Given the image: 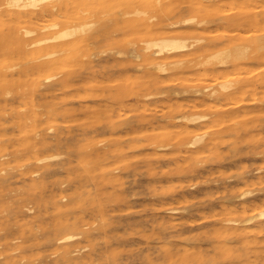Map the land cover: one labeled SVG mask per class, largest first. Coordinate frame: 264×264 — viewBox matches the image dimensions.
<instances>
[{
  "label": "rangeland",
  "instance_id": "obj_1",
  "mask_svg": "<svg viewBox=\"0 0 264 264\" xmlns=\"http://www.w3.org/2000/svg\"><path fill=\"white\" fill-rule=\"evenodd\" d=\"M111 1L115 4L105 0L107 9L87 7L85 21L94 26L76 37L81 43L74 39L69 47L61 48V41L29 46L28 38L12 36L10 20H0V38L6 43L0 49L5 75L0 82V144L7 147L1 160L24 150L36 160L57 156L35 161L31 172L36 173L30 177L16 170L0 172V264H264V243L215 238L226 225L222 221L235 216L230 211L247 205L245 218L264 211V50L239 66L220 63L233 59L232 46L238 50L258 40L264 43V0H144L150 6L146 29L132 13L123 15L135 0ZM47 4L61 0L29 9L36 12ZM57 11L53 14L58 17L46 14L26 23L34 34L80 25L74 15L81 17V11ZM49 18L55 21L49 23ZM176 21L181 25L173 26ZM168 36L185 39L187 49L167 59V54L148 56L155 50L146 52L145 42ZM207 44L211 46L205 48ZM227 49L233 56L212 59ZM51 53L57 55L48 57ZM50 60L53 67L44 68ZM175 63L181 65L171 68ZM156 64L168 70L162 73ZM58 72L57 80L69 81L50 85L46 77ZM229 72L234 75L227 79ZM178 76L187 81L176 80ZM101 79L114 82L98 85ZM210 79L213 83H203ZM225 82L231 99L221 87ZM212 90L218 96L211 97ZM209 101L214 102L212 109ZM194 115L206 118L189 122ZM195 135H204L196 148L190 145ZM31 138L38 142L37 149L20 147L23 139ZM42 141L47 144L42 146ZM210 143L214 147H207ZM247 191L252 196L236 198ZM263 221L257 217L255 225ZM67 234H79L76 249L87 246L83 253L67 254L72 246L57 241ZM91 251V259L83 257Z\"/></svg>",
  "mask_w": 264,
  "mask_h": 264
},
{
  "label": "bare ground",
  "instance_id": "obj_2",
  "mask_svg": "<svg viewBox=\"0 0 264 264\" xmlns=\"http://www.w3.org/2000/svg\"><path fill=\"white\" fill-rule=\"evenodd\" d=\"M44 1H47V0H0V20H2L3 21V19L5 20V18L6 19H8V20H10L13 24H14V28H13V31H12V36L13 37H15V38H23V40H24V38H28V39H26L25 41H26V44L27 45H39V44H43V43H46V42H49V41H61V44L60 45H62L61 46V48L62 47H65V46H67L69 43H71L72 41H74V39H75V42H76V37L77 36H81L82 35V37H83V35H85V34H88V33H90L91 32V28L94 26V23L93 22H88V21H85V20H87V16H86V14H85V12H87L86 11V9H87V7L89 6H91L90 8H94V9H96L97 10V8L98 9H101V8H103L104 7V5H105V7L103 8V9H107V7H108V5H107V3H105V0H61V4H57V5H54V4H47V5H44L39 11H36V12H32V11H30V9L29 8H35V7H37L38 6V4L39 3H41V2H44ZM110 2L112 3V4H115L114 3V1H111L110 0ZM117 2V1H116ZM159 2V1H158ZM228 4H230L228 1H226ZM255 2H257V1H255ZM108 3H109V1H108ZM226 3V4H227ZM228 4H227V6H228ZM238 5H239V2L237 3ZM252 4V3H251ZM259 4V3H258ZM258 4L256 3H254V5H256V6H258ZM196 5V4H195ZM225 5V4H224ZM223 5V6H224ZM230 5H232V4H230ZM238 5H236V7L238 8L239 6ZM247 5V4H246ZM261 5V7H262V9L264 8L263 6L264 5H262V4H260ZM259 5V6H260ZM107 6V7H106ZM199 6H201V5H199ZM214 6V5H213ZM226 6V7H227ZM149 5H148V3L146 2V1H144V0H135V2H134V7H132V8H129V7H127V9H125L124 11H123V15L125 16V17H127L129 14H133V17H135L136 18V20L137 21H139L138 23L140 24V25H142L143 26V28L144 29H146V28H148V24H147V22H149L147 19H145L146 18V16H147V10L149 9ZM225 7V8H226ZM233 7V6H232ZM235 6H234V8H236ZM245 7V6H244ZM119 8V7H118ZM204 8H207V7H204ZM219 8V7H218ZM224 8V9H225ZM230 8H231V6H230ZM241 8V7H240ZM251 8H252V6H251ZM255 7L253 6V9H254ZM259 8V7H258ZM67 9H71L72 11L74 10V11H76L75 13H77L78 14V10L79 11H81L83 14L81 15V17H78L77 18V16L76 15H74V18H76V20L78 21V19L80 20V25L79 26H71V27H64V28H61V29H59L58 31H56V32H39V33H37V34H34V31L33 30H31L30 29V26H29V24L28 23H26V21H31V19L32 18H34V17H43L44 15H46V14H50V15H52L53 13H54V11L56 12L57 10H60V12H62L63 13V10H67ZM132 9V10H131ZM207 9H209V7L207 8ZM210 9H212V7L210 8ZM221 9V8H220ZM222 10V11H225V10ZM243 9V8H242ZM247 9V8H246ZM256 9V8H255ZM260 9V8H259ZM92 10V9H91ZM131 10V11H130ZM232 10V9H231ZM236 10H238V9H236ZM245 10V9H244ZM73 11V12H74ZM66 13H67V11H65ZM104 12V11H103ZM106 12V11H105ZM57 13H58V11H57ZM70 13V12H69ZM74 13V14H75ZM223 13V12H222ZM226 13V12H225ZM56 14V13H55ZM55 14H53L51 17L53 18V17H55V16H57V15H55ZM101 14V13H100ZM185 14H186V12H185ZM35 15V16H34ZM70 15V14H69ZM79 15V14H78ZM66 16V15H65ZM64 16V17H65ZM93 16V15H92ZM46 17V16H45ZM58 17V16H57ZM61 17V16H60ZM68 17V16H67ZM46 18H48V17H46ZM71 18V17H70ZM93 18V17H92ZM155 18V16H152V18H150V20L151 19H154ZM39 19V18H38ZM50 19V20H49ZM49 19H47V20H49L48 22L50 23V21L52 20V21H55V19L53 20V19H51V18H49ZM66 19V18H65ZM68 19V18H67ZM66 19V20H67ZM73 20V19H72ZM101 20V19H100ZM193 20V19H192ZM6 21V20H5ZM34 21V20H33ZM52 21H51V23H52ZM191 20H186L185 22H183V24H187V23H189ZM203 21V20H202ZM37 22V21H36ZM45 22H46V20L44 21V24H45ZM48 22H46V23H48ZM70 23V22H69ZM33 24V23H32ZM40 24H41V21H40ZM51 25V24H50ZM49 25V26H50ZM172 25L173 26H175V27H177V26H179V25H181V22L180 21H176V22H173L172 23ZM38 26V25H37ZM40 27H41V25H39ZM57 25L56 24H53L52 25V27H56ZM243 26V25H242ZM5 28V27H4ZM51 28V27H50ZM214 28H215V26H214ZM216 28H217V26H216ZM242 28V30L244 29L243 27H241ZM254 28V27H253ZM41 29V28H40ZM105 28H101V30H104ZM199 29V28H198ZM245 29H246V27H245ZM43 30V29H42ZM186 30V29H185ZM189 30V29H188ZM187 30V31H188ZM222 30V29H221ZM229 30V29H228ZM236 30V29H235ZM247 30H248V26H247ZM249 30H251V29H249ZM253 30V29H252ZM255 30V29H254ZM259 30H261L260 28H259ZM148 31V30H147ZM174 31V30H173ZM173 31H170L169 30V33H171V32H173ZM190 32H191V29L189 30ZM198 31H200V30H198ZM206 31H207V29H206ZM205 31V32H206ZM211 31V30H210ZM218 31V30H217ZM217 31H213V32H216L215 34H217ZM226 30H222V32H225ZM238 31H239V29H238ZM218 32H221V31H218ZM228 32H230L231 33V35H232V33H233V31L232 30H230V31H226V33H228ZM241 32V31H240ZM250 32V31H249ZM249 32L247 33V34H249ZM257 32V31H256ZM258 32H260V31H258ZM257 32V33H258ZM262 32V31H261ZM125 33V32H124ZM136 33V34H135ZM134 34L135 35H139V34H137V32H135ZM140 33V32H139ZM155 33H156V31H155ZM174 33V32H173ZM201 33V32H200ZM211 33H212V31H211ZM229 33V34H230ZM242 33V32H241ZM246 33V32H245ZM244 32L242 33V34H245ZM252 33H255V32H252ZM134 34H132V35H134ZM149 34H152L151 32H149ZM214 34V33H213ZM234 34V33H233ZM238 34V36H240V34L239 33H237ZM241 34V35H242ZM140 35H146V33L144 32V33H141ZM160 35V34H159ZM236 35V34H235ZM246 35V34H245ZM128 36V35H127ZM131 36V35H130ZM237 36V35H236ZM129 37V36H128ZM79 39V38H78ZM124 39V38H123ZM258 39V38H257ZM263 39V38H262ZM16 41V40H15ZM78 41V40H77ZM198 42H199V40H197ZM234 41H238V40H235L234 39ZM3 42H5V39H1L0 38V49H2L3 47H4V45H6V43H3ZM79 42L81 43V41L79 40L76 44H79ZM51 43V42H50ZM53 43V42H52ZM74 42H72V44H73ZM210 43H212V42H210ZM75 44V45H76ZM230 44V43H229ZM211 45H209V44H207V45H205V48H208V47H210ZM28 47V46H27ZM67 47H69V45L67 46ZM187 44H186V40L185 39H180V38H177V37H174V36H168V37H162V38H160V39H155V40H150V41H146L145 42V48H144V50L146 51V52H152L153 50H155L153 53H150L148 56H151V55H153V56H160V55H162V54H167V56H165V57H163V59H167V58H169V56L170 57H174V56H176L178 53H181V52H183V51H185L186 49H187ZM236 47V46H235ZM42 48V47H41ZM50 48H51V46H50ZM200 48H203V47H200ZM239 48V46H237L236 47V49H238ZM4 49V48H3ZM52 49V48H51ZM50 49V50H51ZM59 49H60V47H59ZM234 51V53H235V55L233 56V54H232V51ZM231 50H224V51H222V52H220V53H218V54H215V55H213L212 56V59H217L218 57H230V56H233V59L231 60V61H224V60H222L220 63L222 64V65H226V64H228V63H232L233 65H238V64H240L241 62H243L244 60H251V59H253L254 57H255V55L258 53V52H261V51H263L264 50V43H262V41H260V40H258L256 43L254 42V43H251V44H248V45H246L244 48H241V49H238V50H234V48H233V46H232V49ZM30 51V50H29ZM35 51V50H34ZM54 51V50H53ZM37 52V51H36ZM36 52H34V53H36ZM52 52V51H51ZM28 53H32V51H30V52H28ZM44 53V52H43ZM57 55V53H51V54H48V55H45L46 57L48 56V57H51V56H53V55ZM58 54H60V52H58ZM30 56V58H31V54H29ZM34 55V54H33ZM183 55V54H182ZM24 56H25V54H24ZM43 57L42 56V58H46V57ZM92 56V55H91ZM90 56V57H91ZM55 57V56H54ZM57 57V56H56ZM183 57V56H182ZM15 58V57H14ZM41 58V57H40ZM26 59H27V56H26ZM151 59V58H150ZM10 60V59H9ZM53 60V59H52ZM52 60H50V61H47V62H45V63H43V66H44V68L46 67V68H52L53 67V62L54 61H52ZM161 60V59H160ZM14 61H15V59H14ZM156 60H152V62L153 63H156L155 62ZM121 62V61H120ZM163 62H164V60H163ZM1 63V62H0ZM179 63V62H178ZM172 64V66H171V68H177V67H179L181 64ZM62 65V64H61ZM60 65V66H61ZM154 65V64H153ZM241 65V64H240ZM248 65V64H247ZM2 66V65H1ZM59 65H58V68L60 67ZM77 66V65H76ZM239 66V65H238ZM249 66V65H248ZM263 66V65H262ZM16 67H18V66H16ZM62 67V66H61ZM67 67V66H66ZM75 67V66H74ZM243 67V66H242ZM246 67V66H245ZM251 67H253V66H251ZM264 67V66H263ZM141 68V67H140ZM156 68L157 69H159L162 73L163 72H166L168 69H167V67H165L164 65L163 66H160V65H157L156 64ZM170 68V69H171ZM232 68V67H231ZM236 68V67H235ZM250 68V67H249ZM255 68V67H254ZM253 68V69H254ZM206 69V68H205ZM234 69V68H233ZM242 69V68H241ZM246 69H247V67H246ZM19 70V69H18ZM212 70V69H211ZM236 70H237V68H236ZM235 70V71H236ZM243 70H245V68L243 67ZM248 70V69H247ZM247 70H245L246 72H247ZM255 70V72H256V68L254 69ZM213 71V70H212ZM225 71V70H224ZM238 71H240V68L237 70V72ZM231 72V71H230ZM229 72V75H228V77H226L227 79L229 78V76H233V75H231V73ZM252 72H254V71H252ZM252 72H250L249 71V73H252ZM43 73V72H42ZM234 73H236V72H234ZM240 73H241V71H240ZM59 74H60V72H58V73H56V74H52V75H48L47 77H46V81L47 82H49L50 83V85L51 84H63V83H67L68 81H69V78H62L61 80H57L58 79V77H59ZM127 74V73H126ZM194 74V73H193ZM208 74V73H207ZM206 74V77H207V79L209 78L208 77V75ZM246 74V73H245ZM194 75H196V74H194ZM204 75V74H203ZM210 75H211V72H210ZM214 75V74H213ZM217 75H219V76H223L224 75V73L222 74L221 73V75L220 74H217ZM226 75V74H225ZM238 75V74H237ZM239 75H242V74H239ZM123 76H124V74H123ZM188 76H190V74L188 75ZM202 76V75H201ZM261 76H263L262 74H261ZM37 77V76H36ZM42 77H44V76H42ZM122 77V76H121ZM126 77H128V76H126ZM125 77V78H126ZM175 77V76H174ZM173 77V78H174ZM198 77H199V75H198ZM203 77V76H202ZM205 77V76H204ZM224 77V78H225ZM253 77H254V75H253ZM100 78V77H99ZM124 78V77H123ZM123 78H121V79H123ZM129 78V77H128ZM181 78H182V82H186L187 81V78H185L186 79V81H184L185 79L181 76ZM179 76H178V78L176 79V80H178L179 81V79H181ZM193 78H194V76H193ZM193 78L191 79V78H189V82L190 81H192V82H190V83H193ZM201 78V77H200ZM213 79H214V81L217 79L218 80V78L216 77L215 78V76L214 77H212ZM220 78H222L223 80H224V78L223 77H220ZM3 79H5V75L3 74V72H1L0 71V82L3 80ZM103 79V78H102ZM101 79V82H99L98 83V85H102L105 81H106V79H105V81L104 80H102ZM134 79V78H133ZM142 79V78H141ZM146 79V78H145ZM184 79V80H183ZM199 79V78H198ZM197 79V77H195V79L194 80H198ZM206 79V78H205ZM212 79V80H213ZM112 80V79H111ZM114 80H115V78H114ZM114 80H112V81H106L105 83L107 84L108 82H109V84L111 83V82H114ZM118 80H120V78L119 79H117L115 82H117ZM124 80H126V79H124ZM132 80V79H131ZM175 80V79H174ZM173 79H172V82L174 81ZM175 80V81H176ZM216 80V81H217ZM98 81H100V80H98ZM98 81H96V82H98ZM104 81V82H103ZM169 81H171V80H166L165 82H167V83H169ZM205 81H207V83H209V81L211 82V83H213L212 81H211V79L210 80H204V82L203 83H206ZM52 82V83H51ZM55 82V83H54ZM90 82V81H89ZM103 82V83H102ZM120 82H122V81H120ZM125 82V81H124ZM195 82V81H194ZM197 82V81H196ZM198 82L199 83H201L200 82V79L198 80ZM91 83V82H90ZM131 83V82H130ZM171 83V82H170ZM211 83H209V84H211ZM89 83H87V85H88ZM216 85V84H215ZM219 85V84H218ZM139 86V85H138ZM220 86V85H219ZM141 87V86H140ZM221 87H222V89L224 90V92H226L227 94L225 95V97H228L229 96V92H230V85H227L226 84V82L225 83H221ZM220 87V88H221ZM241 87H243V85L241 86ZM207 88V87H206ZM209 88V87H208ZM251 88V87H250ZM264 88V87H263ZM64 89V88H63ZM205 90V89H204ZM263 90V89H262ZM205 91H209V89H206ZM88 92V91H87ZM94 92V91H93ZM145 92V91H144ZM7 94V93H6ZM78 94H79V92H78ZM81 94V93H80ZM79 94V95H80ZM175 94H176V92H175ZM240 94H242V93H239V96H240ZM44 95V94H43ZM83 95V94H82ZM162 95V94H161ZM237 95H238V93H237ZM65 96V95H64ZM210 96L211 97H216V96H218V93L216 92V91H214V90H212L211 91V94H210ZM234 96H236V93H235V95ZM256 96V95H255ZM75 97V96H74ZM76 98V97H75ZM78 98V97H77ZM200 98V97H199ZM229 98H230V96H229ZM229 98H227V99H229ZM255 98V97H254ZM48 99V98H47ZM61 99H62V97H61ZM63 99H65V98H63ZM112 99V98H111ZM231 99V98H230ZM229 99V100H230ZM237 99H238V97H237ZM243 99V98H242ZM56 100V99H55ZM189 100V99H188ZM201 99H199V101H200ZM218 100V99H217ZM232 100H233V98H232ZM244 100V102H245V99H243ZM254 100H256V99H254ZM253 100V101H254ZM128 101V100H127ZM173 101H174V99H173ZM177 100H175V102H176ZM202 101V100H201ZM204 101V100H203ZM221 101V100H220ZM231 101V100H230ZM239 100H237V102H238ZM248 101V100H247ZM250 101H252V100H249L248 102H250ZM64 102V101H63ZM126 102V101H125ZM129 102V101H128ZM171 102H172V100H171ZM181 102V101H180ZM187 102H189V101H185V103H187ZM222 102V101H221ZM226 102H227V100H226ZM232 102H234V101H232ZM43 103V102H42ZM101 103V102H100ZM104 103V102H103ZM108 104H110L109 102H107ZM168 103V105H169V102H167ZM167 103H161L162 105L163 104H167ZM190 103V102H189ZM200 103V102H199ZM202 103V102H201ZM208 103V102H207ZM212 103H214V102H212ZM212 103H210V101H209V106H210V104H212ZM225 103V102H224ZM229 103H231V102H229ZM239 104L240 103H242V101L241 102H238ZM246 103V102H245ZM191 104V103H190ZM205 104V103H204ZM203 104V105H204ZM220 104V103H219ZM222 104V103H221ZM18 105V104H17ZM83 105V104H82ZM85 105H86V103H85ZM121 105V104H120ZM167 105V106H168ZM197 105V104H196ZM217 105H218V103H217ZM223 105V104H222ZM227 105L228 106H232V103H231V105L230 104H228L227 103ZM233 105H234V103H233ZM238 105V104H237ZM109 106V105H108ZM128 106V105H127ZM131 105H129V107H130ZM165 106V105H164ZM202 106V105H201ZM207 107L208 105H204V106H202V108L203 107ZM208 106V107H209ZM221 106V105H220ZM224 106V105H223ZM2 107V106H1ZM65 107V106H64ZM89 107V106H88ZM118 107H119V105H118ZM128 107V108H129ZM132 107V106H131ZM156 107V106H155ZM158 107V106H157ZM199 108H200V106H198ZM198 107H196L197 109H198ZM207 107V108H208ZM211 107V109H212V105L210 106ZM226 106H224L223 108H225ZM71 108V107H70ZM85 108V107H84ZM94 108V107H93ZM100 108V107H99ZM101 108H103V107H101ZM124 108V107H123ZM159 108V107H158ZM162 107H160V109H161ZM194 108V107H193ZM195 108V109H196ZM213 108H216V107H214L213 106ZM72 109V108H71ZM83 109V108H82ZM167 109H170V108H168L167 107ZM185 109V108H184ZM192 109V108H191ZM205 109V108H204ZM210 109V108H209ZM242 109V108H241ZM119 111V110H118ZM263 112V111H262ZM261 112V114H264V112L262 113ZM35 113V112H34ZM34 113H32V114H34ZM94 112H92V114H93ZM102 113V112H101ZM122 113V112H121ZM158 113V112H157ZM161 113V112H160ZM90 114V113H89ZM91 114V115H92ZM96 113H94V115H95ZM35 115V114H34ZM93 115V116H94ZM97 115V114H96ZM125 115H127V113H125ZM227 115V114H226ZM225 115V116H226ZM90 116V115H89ZM92 116V117H93ZM248 116V115H247ZM192 117V116H191ZM205 118H206V116H204V115H197V116H195L194 115V117H192V118H190V119H188L189 120V122H200V121H203V120H205ZM226 118H227V116H226ZM231 118V117H230ZM235 118H237V117H235ZM235 118H232V119H226L227 121H223V122H228V120L231 122L233 119H235ZM239 118V117H238ZM237 118V119H238ZM220 119H222L221 117H219V120ZM0 120H1V116H0ZM92 120V119H91ZM187 120V121H188ZM223 120V119H222ZM222 120H220V121H217V122H219V124L220 123H222ZM216 121V120H215ZM214 121V122H215ZM1 122V121H0ZM17 122H18V120H17ZM50 122V121H49ZM71 123V122H70ZM1 124V123H0ZM199 124V123H198ZM205 124V123H204ZM216 124V123H215ZM252 125H253V123H251ZM185 125V124H184ZM203 125V124H202ZM222 125V124H221ZM209 126V125H208ZM207 126V127H208ZM245 126V125H244ZM216 127V126H215ZM176 128V127H175ZM206 128V127H205ZM211 128V127H210ZM213 128V127H212ZM168 129V128H167ZM173 129H174V127H173ZM177 130H179L178 128H176ZM219 129V128H218ZM67 130V129H66ZM190 130H191V128H190ZM196 130V129H195ZM202 131H203V129H201ZM204 130H206V129H204ZM218 131V130H217ZM193 132V131H192ZM198 132H200V131H198ZM110 133V132H109ZM175 133V132H174ZM194 133V132H193ZM258 133V132H257ZM132 134H134V133H132ZM176 134H177V132H176ZM175 134V135H176ZM179 134V133H178ZM37 135H39V134H37ZM205 135V134H204ZM204 135H195V136H193L194 138H193V140L190 142V145L192 146V147H194V148H196L198 145H200L201 143H202V141H203V139H204ZM226 135V134H225ZM259 135H260V133H259ZM35 136H36V133H35ZM250 135H248V137H249ZM252 136V135H251ZM255 136H257V134L256 135H254V137ZM175 137V136H174ZM173 137V138H174ZM177 137H178V135H177ZM172 138V139H173ZM228 139L230 138V137H227ZM228 139L225 141V142H227L228 141ZM237 140V139H236ZM22 143L20 144V147H22L23 149L24 148H28V147H31V148H33L34 150L35 149H37V145H38V142H36V140H35V138H31V139H23L22 141H21ZM221 143V142H220ZM40 144L42 145V146H45L46 144H47V142H45V141H42V142H40ZM211 145H207V147H209V146H211V147H214V143H210ZM165 145V144H164ZM163 145V146H164ZM162 147V146H161ZM160 147V148H161ZM17 150H22V149H17ZM183 150H184V148H183ZM182 151V150H181ZM203 151V150H202ZM207 151V150H206ZM6 152H7V147L6 146H4V145H1L0 144V172H2V171H7V170H16V171H18L19 172V175L20 176H26V177H30L32 174H35L36 172H31V166H34L33 164L35 163V161H37V162H46V161H51V160H53V159H55L57 156H45V157H42V158H39L38 160H36V156L34 155V156H30V155H27V152L24 150V151H21L20 153H15V154H13L12 156H11V158H10V160H8V161H2L1 160V158H3V157H5L6 156ZM158 152V151H157ZM160 152V151H159ZM181 153V152H180ZM189 153V152H188ZM149 154V153H148ZM174 154H176V152L174 153ZM185 154V153H184ZM198 154V153H197ZM199 154H201V153H199ZM198 154V155H199ZM224 154V153H223ZM151 155V154H150ZM160 155V154H159ZM138 156V155H137ZM157 156V155H156ZM147 157V156H146ZM150 157V156H149ZM161 157V156H160ZM206 157V156H205ZM208 157V156H207ZM151 158V157H150ZM149 158V159H150ZM217 158V157H216ZM261 165H263V164H261ZM3 166H5V167H3ZM257 171V170H256ZM246 173V172H245ZM103 180V179H102ZM101 180V181H102ZM250 182V181H249ZM103 183H105L104 181H103ZM225 183V182H224ZM223 183V184H224ZM238 183V182H237ZM159 184V183H158ZM226 184V183H225ZM105 185H106V183H105ZM122 185V184H121ZM251 185H253V184H251ZM253 187V186H252ZM119 188V187H118ZM224 188H225V186H224ZM166 189V188H165ZM226 190V189H225ZM228 191V190H227ZM77 192V191H76ZM100 192V191H99ZM249 196H252V194H251V191H247V192H244V193H241L240 195H238L236 198H238V199H240V200H244V199H246L247 197H249ZM65 198V197H64ZM99 199V198H98ZM200 200V199H199ZM117 201H118V199H117ZM162 201H165V200H162ZM103 202H104V200H103ZM171 202V201H170ZM180 202V201H179ZM118 203V202H117ZM199 204V203H198ZM197 204V205H198ZM236 204H238V203H236ZM260 204V203H259ZM109 205V204H108ZM167 205V204H166ZM165 205V206H166ZM110 206V205H109ZM116 206V205H115ZM199 206H200V204H199ZM232 206V205H231ZM238 206V205H237ZM247 206V205H246ZM246 206H240V208L239 209H235V210H233V211H228L229 213H231V214H234L235 216H233V217H231V218H227V219H224L222 222L223 223H226V225H225V227H224V229L222 230V232H220V231H218L216 234H215V238L217 239V240H223V239H226V240H237V241H240L242 244H256V245H259V244H262V243H264V221L263 222H261V223H257L256 225H255V222H256V219H257V217L258 218H260V219H264V211L263 212H261L258 216H250V217H247V218H245L243 215L246 213V211H247V207ZM25 208V207H24ZM248 208H249V206H248ZM127 209V208H126ZM125 209V210H126ZM118 210V209H117ZM257 210V209H256ZM123 211V210H122ZM203 211V210H202ZM205 212V211H204ZM215 212V211H214ZM115 213V212H114ZM203 213V212H202ZM43 214V213H42ZM205 214V213H204ZM199 215V214H198ZM214 215V214H213ZM32 216V215H31ZM74 216V215H73ZM203 216V215H202ZM222 216V215H221ZM79 217V216H78ZM214 217H215V215H214ZM83 218V217H82ZM192 218V217H191ZM202 218V217H201ZM200 218V219H201ZM192 220H194V218L192 219ZM204 220V219H203ZM85 221V220H84ZM174 221V220H173ZM172 221V222H173ZM200 221V220H199ZM151 222H153V221H151ZM171 222V223H172ZM176 222V221H175ZM221 222V223H222ZM191 223V222H190ZM195 223V222H194ZM174 224V223H173ZM204 225H205V223H203ZM84 226H86V224H81V227H84ZM256 226H258V228L257 229H255L254 227H256ZM156 227V226H155ZM207 227V226H206ZM158 228H161V227H158ZM211 228H212V226H211ZM68 231V230H67ZM66 231V232H67ZM172 232V231H171ZM209 232H210V230H209ZM82 233V232H81ZM80 233V234H81ZM124 233V232H123ZM79 235V234H78ZM78 235H74V234H67L66 236H64V237H60V238H58V242L59 243H68V244H70V246H72V250H69V251H67V254L69 255V254H71V253H75V252H82L81 250H84L85 248H87V246H84V247H79L78 249H76L77 248V242L75 241L76 239H77V237H78ZM205 236V235H204ZM207 236V235H206ZM213 236H214V234H212V238H213ZM199 239H200V237H199ZM142 240H143V238H142ZM144 240H146V239H144ZM129 243V242H128ZM209 243V242H208ZM210 244V243H209ZM211 245V244H210ZM127 246H129V245H127ZM178 246V245H177ZM213 246V245H212ZM66 247V246H65ZM135 247V246H134ZM69 248V247H68ZM185 248V247H184ZM183 248V249H184ZM206 248V247H205ZM213 248V247H212ZM126 249V248H125ZM181 249V248H180ZM191 250V249H190ZM5 251V250H4ZM186 251V250H185ZM215 252V251H214ZM83 253V252H82ZM92 251L91 252H86L84 255H83V257H86V258H89V259H91L92 257ZM128 253V252H127ZM140 254V253H139ZM181 254V253H180ZM223 254V253H222ZM233 253L231 252V255H232ZM141 256V255H140ZM181 256V255H180ZM211 256V255H210ZM235 256V255H234ZM160 258V257H159ZM170 259H172L173 258V256H172V254H170V257H169ZM263 258V257H262ZM78 259H79V257H78ZM189 259V257H185V260L184 261H187ZM211 259H212V257H211ZM225 260V259H224ZM262 261H263V259H262ZM225 262V261H224ZM4 263V262H3ZM248 263V262H247ZM143 264V263H142ZM162 264V263H161ZM243 264H244V262H243Z\"/></svg>",
  "mask_w": 264,
  "mask_h": 264
}]
</instances>
